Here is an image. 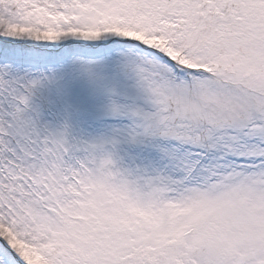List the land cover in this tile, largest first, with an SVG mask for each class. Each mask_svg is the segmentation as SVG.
I'll return each mask as SVG.
<instances>
[{
    "label": "snow or ice",
    "instance_id": "1",
    "mask_svg": "<svg viewBox=\"0 0 264 264\" xmlns=\"http://www.w3.org/2000/svg\"><path fill=\"white\" fill-rule=\"evenodd\" d=\"M0 264H264V0H0Z\"/></svg>",
    "mask_w": 264,
    "mask_h": 264
}]
</instances>
